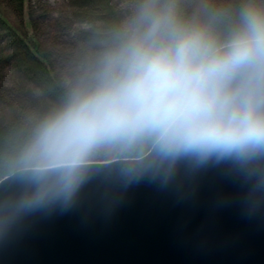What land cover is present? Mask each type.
<instances>
[{
    "label": "clouds",
    "instance_id": "9594fccd",
    "mask_svg": "<svg viewBox=\"0 0 264 264\" xmlns=\"http://www.w3.org/2000/svg\"><path fill=\"white\" fill-rule=\"evenodd\" d=\"M102 148L165 179L177 162L264 160V12L225 33L145 0L91 77L34 129L16 166L30 170L18 208L69 203Z\"/></svg>",
    "mask_w": 264,
    "mask_h": 264
},
{
    "label": "water",
    "instance_id": "95a60500",
    "mask_svg": "<svg viewBox=\"0 0 264 264\" xmlns=\"http://www.w3.org/2000/svg\"><path fill=\"white\" fill-rule=\"evenodd\" d=\"M90 161L71 201L18 208L0 180V264H264V160L177 162L172 178Z\"/></svg>",
    "mask_w": 264,
    "mask_h": 264
},
{
    "label": "rangeland",
    "instance_id": "374dc122",
    "mask_svg": "<svg viewBox=\"0 0 264 264\" xmlns=\"http://www.w3.org/2000/svg\"><path fill=\"white\" fill-rule=\"evenodd\" d=\"M136 1L110 0L119 10ZM174 4L182 18L194 21L204 8V0H174ZM81 27L69 0H0V115L9 114L14 106V102L11 106L2 102L4 89L14 93L16 87H24L38 92V81L28 71L34 66L28 53L70 91L91 77L100 55L83 52L77 40Z\"/></svg>",
    "mask_w": 264,
    "mask_h": 264
},
{
    "label": "trees",
    "instance_id": "16d2710c",
    "mask_svg": "<svg viewBox=\"0 0 264 264\" xmlns=\"http://www.w3.org/2000/svg\"><path fill=\"white\" fill-rule=\"evenodd\" d=\"M144 2L137 0L135 5L128 4L119 10L110 0H69L73 14L83 24L77 32L83 52L101 55L126 28L124 17L130 25ZM244 8L264 12V0H204V8L196 21L211 24L217 31L225 33L239 21ZM28 55L34 61V66H30L28 71L38 81V92L24 87H16L14 93L2 91V102L9 106L14 102V106H11L9 114L0 115V180L22 169L16 166V160L30 142L34 129L45 116L62 106L71 93L47 72L40 59L30 53ZM117 156L116 152L102 148L91 161H109L117 159Z\"/></svg>",
    "mask_w": 264,
    "mask_h": 264
}]
</instances>
